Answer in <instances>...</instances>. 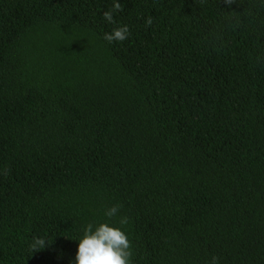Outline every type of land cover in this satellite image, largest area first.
<instances>
[{
	"label": "trees",
	"instance_id": "16d2710c",
	"mask_svg": "<svg viewBox=\"0 0 264 264\" xmlns=\"http://www.w3.org/2000/svg\"><path fill=\"white\" fill-rule=\"evenodd\" d=\"M116 2L0 0V264H264V0Z\"/></svg>",
	"mask_w": 264,
	"mask_h": 264
},
{
	"label": "clouds",
	"instance_id": "9594fccd",
	"mask_svg": "<svg viewBox=\"0 0 264 264\" xmlns=\"http://www.w3.org/2000/svg\"><path fill=\"white\" fill-rule=\"evenodd\" d=\"M223 2L231 6L236 0H223ZM113 11H123L122 5L116 0L112 10L103 13L104 19L109 23H115ZM152 22V18L148 17L145 24L151 26ZM129 36L130 30L127 25H124L114 28L110 33H105L104 39L109 43L123 42ZM120 207L118 204L111 206L105 211V216L108 218L116 216ZM119 223L126 225L128 218L121 217ZM45 242L42 238H36L31 246L33 252L44 248ZM132 255L131 242L122 228L109 226L108 223H100L94 228L93 224L89 223L84 227L83 236L79 240L75 264H131ZM218 262L219 257L213 256L210 264H218Z\"/></svg>",
	"mask_w": 264,
	"mask_h": 264
}]
</instances>
